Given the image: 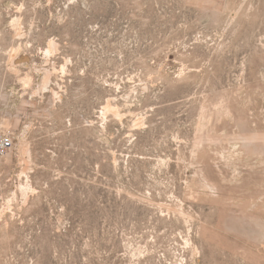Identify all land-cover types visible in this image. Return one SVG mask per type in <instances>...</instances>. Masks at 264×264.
Wrapping results in <instances>:
<instances>
[{"label":"rangeland","instance_id":"rangeland-1","mask_svg":"<svg viewBox=\"0 0 264 264\" xmlns=\"http://www.w3.org/2000/svg\"><path fill=\"white\" fill-rule=\"evenodd\" d=\"M0 264H264V0H0Z\"/></svg>","mask_w":264,"mask_h":264},{"label":"built area","instance_id":"built-area-1","mask_svg":"<svg viewBox=\"0 0 264 264\" xmlns=\"http://www.w3.org/2000/svg\"><path fill=\"white\" fill-rule=\"evenodd\" d=\"M13 137L7 133L0 132V156L6 155L13 147Z\"/></svg>","mask_w":264,"mask_h":264}]
</instances>
